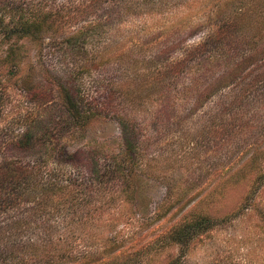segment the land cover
Segmentation results:
<instances>
[{"label":"rangeland","instance_id":"rangeland-1","mask_svg":"<svg viewBox=\"0 0 264 264\" xmlns=\"http://www.w3.org/2000/svg\"><path fill=\"white\" fill-rule=\"evenodd\" d=\"M257 1L244 0L245 10L226 6V0L25 1L27 13L53 8L71 18L42 32L39 41L0 30V162L44 156L48 168L67 177L96 179L88 206L68 209L70 191L45 197V212L38 215L48 219V235L68 231L52 226L85 217L82 225L76 223L80 227L68 247L78 255L99 256L107 237L120 231L123 245L113 255L128 260L192 209L221 214L237 208L264 169V0ZM231 71L238 76L223 86L221 77ZM66 87L73 89L80 107L101 110L89 124L47 132L64 111L68 114L60 95ZM29 88L36 93H27ZM27 133L37 144L19 147L16 141ZM130 138L138 147L135 167L144 173L140 181L148 203H140L145 211L139 213L135 202L122 197L115 205L102 202L119 187L122 175L92 174L98 165L81 153L94 154L99 163L113 161ZM255 149L258 159L251 167L246 162ZM71 153L77 154L74 160L59 163ZM235 172L238 182L222 188L227 184L222 177ZM190 181L198 188L148 226L160 206L173 203ZM59 202L67 205L52 206ZM256 208L264 210V187ZM63 212L67 217H61ZM251 215L203 234L188 249L185 264H264L263 221ZM33 226L23 232L12 227L4 241L30 249L34 245L28 238L36 239L32 229L43 231ZM180 252L174 246L166 253ZM164 260L165 254L157 264Z\"/></svg>","mask_w":264,"mask_h":264},{"label":"trees","instance_id":"trees-1","mask_svg":"<svg viewBox=\"0 0 264 264\" xmlns=\"http://www.w3.org/2000/svg\"><path fill=\"white\" fill-rule=\"evenodd\" d=\"M25 1L0 0V30L3 33L6 32L9 37L16 35L19 37H30L35 41H39L38 37L43 34L42 32L47 29H53L52 27L55 26V23L60 24L62 21L67 23L71 18L70 15H64L57 10H53V8H42L38 14H33V12L27 13ZM226 2V6L238 4L242 9L245 6L244 0H226ZM257 3H259V0ZM8 14L11 17H8V20H6ZM31 15L35 16L31 17ZM67 16L68 20L65 21ZM215 17H219L218 14ZM43 23H45L44 26L48 27L43 28ZM15 64H18V61ZM15 64L12 67H16L17 65L15 66ZM234 70H237V68ZM234 72L231 71L229 74L221 77L220 81L223 86L233 83L235 77L238 76ZM159 75L163 76L166 80L170 78V73H164L163 75L159 72ZM25 90L27 93L34 92V89L31 88ZM60 91L61 100L68 107H66L68 114L66 115L64 111V114L55 120L54 126L46 128L47 132L66 128V126H70L73 123L77 126L89 124L91 118L97 116L99 110H101V107H96V111L80 107L78 100L74 97L75 93L70 87L62 88ZM212 93L213 91L211 90L208 95ZM39 140H42V138ZM16 143L19 147L26 148L27 146L34 147L33 145L37 144V141H33L30 133H27L25 136H21ZM137 148L135 141H132L130 138L129 144L126 146L125 151L120 153L118 159L116 157H114L113 161L104 159L102 163L98 162V158L93 157L94 154L87 156L85 152L81 153L86 157L88 163L99 166L91 170L92 174L100 176L101 172H107V174L110 172L122 175L119 187L116 189L111 188L108 191L110 195H108L107 199H104L106 196L104 192L100 195L101 200L104 199L102 202L108 201L115 205L114 203L117 202L118 198L122 197V199L135 202V209L139 206L137 208L139 213L145 211L140 207V203L142 201L145 202V195L143 194L142 183L140 181L141 175L144 173L139 174L137 172L139 170L135 167V157L138 154ZM76 155V153L67 154V159L65 157L58 161L59 163L69 162ZM257 159L258 150L255 149L246 164L252 167ZM48 166L47 159L44 156L35 157V159L31 160L5 159L0 162V264H157L163 254H165L164 264H185L184 256H188V249L192 251L203 234H209L216 228L221 229L224 226H234L236 221L240 224L251 212L250 218L255 217L256 213L259 215V218L263 221V225L260 228L264 230V210L256 208L257 196L264 187V169H259L260 172L253 182V188L242 197L237 208L221 214L212 213L210 210L207 211L204 208L199 209L197 207L192 209L180 222L171 226L168 231L154 237L152 241L144 245L143 249L135 251L128 260H122L119 254L113 255V252L123 245L118 236L121 233L120 231L107 237L106 241H104L105 250L102 249L101 255L90 256L88 255L89 252L78 255L72 247L68 246L72 242V234L76 233L80 227L76 223L82 225L85 217H82L83 220L81 221L79 219L65 225H63V221V224L52 226V230L55 228L61 229L62 226L68 230L64 233H59L56 235V238H53L50 234L48 235V231L51 228L48 219L41 218L38 214L45 212L44 208H41L43 200L52 193L70 191L72 193V200L69 202H72V205L68 209H77L78 206H88L93 198L96 179L92 175L89 177H85L84 175L79 177L78 174L67 177L63 171L55 170L53 167L48 168ZM260 168H264V158L260 161ZM237 175L235 172L228 173L222 177V182L227 183H224V187L222 188L238 182L239 178H237ZM208 184L210 182L206 185L208 186ZM198 185V182L193 181L185 184L186 188L182 191V194H179L173 203L167 200L169 203L164 206L161 205L155 213V218L147 223L148 226L155 225L166 218L178 204L184 201V198L190 192L198 188ZM210 195H212L211 192ZM206 200H203L202 203L204 204ZM145 204L148 205L147 202ZM65 205L67 204L59 202L52 206L59 208ZM61 215L62 218H65L68 212H63ZM92 218L94 219L93 216ZM30 225H34L37 229L40 227L43 229L40 233L32 232L34 231L33 229L30 232L36 236V239H33L32 236L28 238L27 243L34 245L30 249L21 251L13 247L9 241H4L6 239L5 236H10L8 234H10L9 230L12 227L15 226L18 232H23L26 229L30 230ZM34 226L33 228H35ZM44 233L47 236L41 239ZM98 242V238H96L97 245ZM174 246L181 248L179 254L166 253L169 248Z\"/></svg>","mask_w":264,"mask_h":264}]
</instances>
